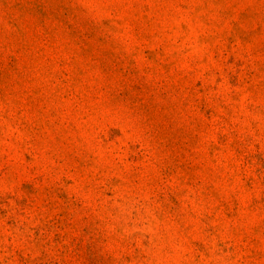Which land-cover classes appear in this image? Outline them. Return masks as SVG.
I'll return each mask as SVG.
<instances>
[{
	"label": "rangeland",
	"instance_id": "1",
	"mask_svg": "<svg viewBox=\"0 0 264 264\" xmlns=\"http://www.w3.org/2000/svg\"><path fill=\"white\" fill-rule=\"evenodd\" d=\"M0 264H264V0H0Z\"/></svg>",
	"mask_w": 264,
	"mask_h": 264
}]
</instances>
